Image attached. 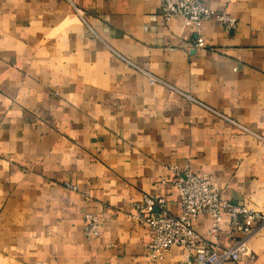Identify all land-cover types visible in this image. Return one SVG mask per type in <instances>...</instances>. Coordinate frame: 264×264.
Wrapping results in <instances>:
<instances>
[{
  "label": "crops",
  "instance_id": "0c3cea01",
  "mask_svg": "<svg viewBox=\"0 0 264 264\" xmlns=\"http://www.w3.org/2000/svg\"><path fill=\"white\" fill-rule=\"evenodd\" d=\"M205 2L239 22L206 21L201 47L160 0H0V264H189L182 245L152 258L132 216L144 194L181 211L176 165L264 212V0ZM212 223V246L246 236ZM248 243L224 264H264V234Z\"/></svg>",
  "mask_w": 264,
  "mask_h": 264
},
{
  "label": "built area",
  "instance_id": "2783aa9c",
  "mask_svg": "<svg viewBox=\"0 0 264 264\" xmlns=\"http://www.w3.org/2000/svg\"><path fill=\"white\" fill-rule=\"evenodd\" d=\"M161 12L166 19L174 15H183L187 25L196 33V44L205 46L207 41L203 35L206 21L217 19L227 31L237 28L238 20L226 11H218L210 7L205 0H160ZM150 75L152 83L160 81L157 76ZM175 174L174 186L180 194L181 211L173 213L168 208L165 197L144 194L134 202L133 218L154 231L149 244L152 258L163 257L165 252L175 245H182L188 251L189 264H224L227 260H238L248 255L250 246L248 238L256 234H264V212L249 208L244 204H234L222 197L218 185L206 173L195 172L189 163L180 167H172ZM209 214L213 219L211 232L218 233L224 222L225 214H229L231 224L246 233V236L231 247L212 246L205 241L195 229V223L202 214ZM86 235L94 237L101 232L99 214L85 213Z\"/></svg>",
  "mask_w": 264,
  "mask_h": 264
}]
</instances>
